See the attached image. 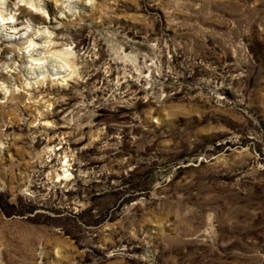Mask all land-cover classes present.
Listing matches in <instances>:
<instances>
[{
	"label": "rangeland",
	"instance_id": "1",
	"mask_svg": "<svg viewBox=\"0 0 264 264\" xmlns=\"http://www.w3.org/2000/svg\"><path fill=\"white\" fill-rule=\"evenodd\" d=\"M58 2L77 75L0 103V264H264V0Z\"/></svg>",
	"mask_w": 264,
	"mask_h": 264
},
{
	"label": "clouds",
	"instance_id": "2",
	"mask_svg": "<svg viewBox=\"0 0 264 264\" xmlns=\"http://www.w3.org/2000/svg\"><path fill=\"white\" fill-rule=\"evenodd\" d=\"M57 7L62 9L58 13L60 17L65 13L75 16L77 11L73 0H61ZM21 10H25L23 19L20 18ZM34 16L47 18L43 0H0V52L8 49L0 59V73L5 76V79H0V96L3 97L0 103L45 80L63 83L77 75L78 67L70 47L66 45L62 50H53L55 29L63 25L56 23L54 28H50L37 24L32 19ZM21 69L24 70L23 75ZM39 115L41 113L37 112Z\"/></svg>",
	"mask_w": 264,
	"mask_h": 264
},
{
	"label": "bare ground",
	"instance_id": "3",
	"mask_svg": "<svg viewBox=\"0 0 264 264\" xmlns=\"http://www.w3.org/2000/svg\"><path fill=\"white\" fill-rule=\"evenodd\" d=\"M24 14V13H23ZM24 16V15H23Z\"/></svg>",
	"mask_w": 264,
	"mask_h": 264
}]
</instances>
